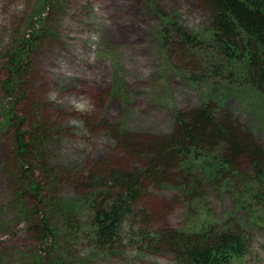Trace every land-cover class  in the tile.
Returning <instances> with one entry per match:
<instances>
[{"label": "rangeland", "instance_id": "374dc122", "mask_svg": "<svg viewBox=\"0 0 264 264\" xmlns=\"http://www.w3.org/2000/svg\"><path fill=\"white\" fill-rule=\"evenodd\" d=\"M209 17L202 0H0V264H179L168 249L148 246L138 228L163 234L226 221L250 239L240 264H264V228L254 224L263 217V205L247 195L244 180L256 171L245 156L231 166L237 175L222 171L214 181L195 167L204 168L210 155L199 151L195 164L187 161L194 168L192 181L178 158L159 183L144 181L136 209L147 223L122 225L120 242L111 245L99 242L93 226L101 194L88 183V173L99 176L114 166L144 170L155 159L146 147L124 150L121 136L141 144L163 140L175 131L178 112L187 114L205 101L264 147L263 97L249 87L224 92L216 79L191 86L162 63L158 31L168 20L193 31L206 27ZM26 49L23 61L30 71L21 73L24 81L14 98L2 82L9 58ZM197 52H187L188 61L214 58ZM114 83L126 101L111 96ZM7 106L22 123L6 118ZM124 117L131 124L121 128ZM17 129H29V140L44 132L54 137L43 143L38 158L31 153L24 159L33 163L29 175L28 168L21 175L16 156ZM228 149L217 153L222 157ZM29 176L36 189L28 186ZM186 179L187 189L181 187ZM43 219L52 235L41 239Z\"/></svg>", "mask_w": 264, "mask_h": 264}, {"label": "trees", "instance_id": "16d2710c", "mask_svg": "<svg viewBox=\"0 0 264 264\" xmlns=\"http://www.w3.org/2000/svg\"><path fill=\"white\" fill-rule=\"evenodd\" d=\"M202 1L210 14L206 27L191 31L177 20L171 19L158 31L160 32L159 51L164 60L162 63L168 69L167 72L171 69L175 74L179 73L191 86L192 84L208 85L211 80L216 79L217 83L223 82L224 92L234 93V90L249 87L264 98V0ZM173 38H175L174 44L171 40ZM190 50L201 53L212 52L214 58L207 62H199L196 59V63L190 62L187 56ZM26 55L27 49L25 53H15L9 58V64L6 66L8 75L2 84L14 98L20 93L17 91L24 81L21 73L30 71V67L23 61ZM114 86L111 96L118 95L126 101L124 91L116 89L115 83ZM207 92L208 95L212 93ZM4 110L8 120L13 118L16 119L17 124L22 123L21 117H13L16 111L14 107L7 106ZM123 110H127L126 105ZM36 111V107L32 105L31 128L37 127ZM125 117L119 121L123 124L121 128L129 127L131 124V120L125 121ZM176 120L175 131L163 140L150 139L148 143L141 144L131 137L121 136L124 150L136 153L146 147L148 148L146 153L153 154L155 159L146 169H125L114 166L107 168L99 176H97L98 172L88 173V183L93 182L91 187L101 194L99 204L93 209V226L101 244L111 245L120 242L122 225L129 224L133 227L134 223L148 222L145 213L136 209L143 195L145 180L159 183L160 175H163L164 170L180 158L178 165L187 170L185 175L192 181L194 168L189 169L186 163L191 160L192 164H195L198 161L199 151L210 156L206 157V165L202 163L204 168L195 167L200 168L204 176L212 181H214L212 177L218 173L222 175V171L237 175L238 172L232 170L231 166L237 163V158L240 156H245L252 162L256 177L245 179L244 185L248 189L247 195L251 199H256L257 204L261 202L263 205V217H258L260 222L254 224L264 228V188L261 189L260 186L263 184L264 187V147L255 143L250 135L243 134L238 129V125L226 115L219 117L216 109L207 105L205 101L200 107L187 114L180 115L178 112ZM27 132L30 130L17 129L14 134L21 175L26 170V174L29 175L28 167L33 165L30 160L24 159L31 153L34 157L36 154L38 158L43 143H48L54 138L48 137L50 134L44 132L41 136H33L29 140L25 136ZM224 146L229 148L228 154L221 157L217 150L222 152ZM25 168L28 169L24 170ZM27 180L28 186L36 189L32 176ZM230 180L229 174L226 176L225 186H228L227 182ZM187 182L188 180L181 184V187L186 188ZM36 209L37 205L34 204V211ZM43 221L45 224L38 234L41 239L46 235H52L47 227V220L43 219ZM224 225L228 228H219ZM73 227L77 232L75 221ZM138 229V234H141L144 241H148V246L151 245L155 250L168 249L179 264H240V260L250 249V239L246 231L228 221L221 226L204 223L196 230H175L163 234L152 229Z\"/></svg>", "mask_w": 264, "mask_h": 264}]
</instances>
